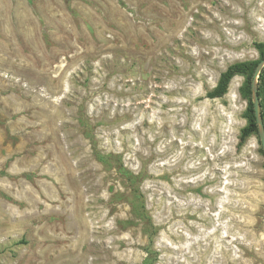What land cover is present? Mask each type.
I'll return each instance as SVG.
<instances>
[{
  "label": "rangeland",
  "instance_id": "374dc122",
  "mask_svg": "<svg viewBox=\"0 0 264 264\" xmlns=\"http://www.w3.org/2000/svg\"><path fill=\"white\" fill-rule=\"evenodd\" d=\"M264 0H0V264H264V150L235 77Z\"/></svg>",
  "mask_w": 264,
  "mask_h": 264
},
{
  "label": "trees",
  "instance_id": "16d2710c",
  "mask_svg": "<svg viewBox=\"0 0 264 264\" xmlns=\"http://www.w3.org/2000/svg\"><path fill=\"white\" fill-rule=\"evenodd\" d=\"M254 47L259 54V58L256 60L237 62L230 65L227 70L221 74L216 89L209 93V96L212 98L222 97L227 93L229 85L235 77L240 76L244 78V83L241 87V93L247 100L245 117L248 120V125L242 130L241 142L253 134L260 135L258 119L253 102L252 89L256 69L258 65L264 60V42H256L254 43ZM257 87L261 106V116L264 125V68L259 75Z\"/></svg>",
  "mask_w": 264,
  "mask_h": 264
},
{
  "label": "water",
  "instance_id": "95a60500",
  "mask_svg": "<svg viewBox=\"0 0 264 264\" xmlns=\"http://www.w3.org/2000/svg\"><path fill=\"white\" fill-rule=\"evenodd\" d=\"M263 68H264V60L258 65V67L256 69L252 91H253V102H254V106H255V112L257 115L259 129H260V141H261V144H262V147L264 150V125H263V120H262V116H261V106H260V100H259V96H258V87H257L259 75H260Z\"/></svg>",
  "mask_w": 264,
  "mask_h": 264
}]
</instances>
